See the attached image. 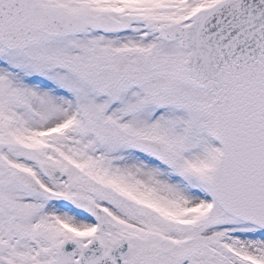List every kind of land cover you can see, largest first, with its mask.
Listing matches in <instances>:
<instances>
[{
    "label": "snow or ice",
    "instance_id": "6c2138e0",
    "mask_svg": "<svg viewBox=\"0 0 264 264\" xmlns=\"http://www.w3.org/2000/svg\"><path fill=\"white\" fill-rule=\"evenodd\" d=\"M0 264H264V0H0Z\"/></svg>",
    "mask_w": 264,
    "mask_h": 264
}]
</instances>
